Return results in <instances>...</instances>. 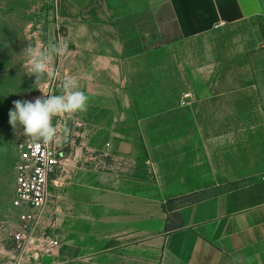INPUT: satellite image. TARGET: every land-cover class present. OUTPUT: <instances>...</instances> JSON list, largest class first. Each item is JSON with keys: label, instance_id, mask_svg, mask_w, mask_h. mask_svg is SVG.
Returning <instances> with one entry per match:
<instances>
[{"label": "crops", "instance_id": "crops-1", "mask_svg": "<svg viewBox=\"0 0 264 264\" xmlns=\"http://www.w3.org/2000/svg\"><path fill=\"white\" fill-rule=\"evenodd\" d=\"M143 2L139 11L149 15L150 29L138 40L159 45L145 49L142 43L141 50L129 51L118 21L126 16L137 27L135 9L117 17L110 0L62 1L78 58L66 67L81 74L78 87L89 99L86 111L59 119L64 126L76 122L83 141L51 175L50 193L63 202V211L54 209L52 216L64 218V234L49 264H264V163L241 157L239 166L233 164L232 133L217 139L210 125L215 113L172 102L138 117L129 93L139 58L160 56L168 65L170 57L182 55L174 45L194 44L214 32L228 34L231 42L242 39L237 29L264 17V0ZM263 40L256 32L252 47L243 41L240 48L252 87L264 101ZM184 62L173 66L181 84L187 77L198 85L200 66ZM140 162L150 177L143 176ZM202 163L210 176L242 181L178 207L181 227L166 231V202L189 195Z\"/></svg>", "mask_w": 264, "mask_h": 264}, {"label": "rangeland", "instance_id": "rangeland-1", "mask_svg": "<svg viewBox=\"0 0 264 264\" xmlns=\"http://www.w3.org/2000/svg\"><path fill=\"white\" fill-rule=\"evenodd\" d=\"M62 1L64 0H0V264H49L48 258L53 255L60 241L63 242L64 218L52 216L54 209L63 211V202L58 195L54 197L50 193V185L48 206L33 231V236L27 238L31 243L16 246L12 242L10 235L15 232L17 214V210L10 206L14 188L15 144L24 133L21 127L14 129L8 122V112L14 101H33L38 97H46L47 94L60 95L63 93L62 84L65 79L75 77L78 83L81 79L79 72L66 67L77 57L74 56L73 45L68 39L69 13L62 6ZM110 1L117 12L114 16L117 17L122 16L123 11L126 15L129 8L135 9L133 11L134 18L138 20L137 27H131L126 16L118 21L121 22V33L129 51L159 45L157 42L138 40V35L141 36L150 29L149 15L139 11L144 0ZM130 11L132 10L129 9ZM237 30V35L242 39L233 38V42L229 41L231 36H227L228 34L214 32L201 37L194 44L185 42L179 46L174 45L173 48L182 55L170 57L168 65L162 62L160 56L139 58L138 71L130 77L129 93L133 102L132 109L138 117L160 112L174 103L181 108H189L191 112L215 113L216 118L210 121L211 128L216 130L217 139L226 131L232 133V162L239 166L240 162L237 160L241 157L244 161L264 163V101L252 87L240 48L243 41L252 47L256 32H260L264 38V17L257 22L244 23ZM65 42L66 49L53 57L48 73L35 80L24 51L28 47L47 48L52 44L63 45ZM142 43L143 47L140 48ZM170 48L173 49L171 46ZM181 60L188 67L200 66L201 80L198 85L193 86L187 77L186 83L181 84V75L173 67ZM185 94L190 97L181 106L180 102ZM160 98H168V103L161 104L158 101ZM62 115L71 118L74 114L62 113L53 117L57 138L49 143L60 156L63 167L70 158L72 147L81 143L83 137L78 134L81 129L75 125L76 122L70 121L65 126L63 121L61 123L59 119ZM119 165L120 169L128 168L123 162ZM138 165L146 167L143 173L145 178L151 176L148 165L143 162ZM204 165L202 163L199 169V179L189 186V195L165 204L166 211L173 210L167 214L172 225L176 224L177 214L174 211L178 207L222 193L242 181L238 179L237 182L230 183L219 175L210 176L207 167H202ZM191 172L196 173L198 170ZM52 177L50 176L49 183L55 175ZM61 192L62 189L59 194ZM55 219H58L57 224ZM44 238L55 239L57 246L39 251V241ZM58 252L57 250V255Z\"/></svg>", "mask_w": 264, "mask_h": 264}, {"label": "built area", "instance_id": "built-area-1", "mask_svg": "<svg viewBox=\"0 0 264 264\" xmlns=\"http://www.w3.org/2000/svg\"><path fill=\"white\" fill-rule=\"evenodd\" d=\"M190 95L182 96L183 106ZM16 161L14 165V188L10 201L15 216L16 229L11 233L16 246L30 244L27 238L39 224L49 203V178L60 165L61 158L54 147L42 140H34L23 135L15 144ZM57 246L55 239L44 238L39 241L38 250L47 251ZM38 251V252H39Z\"/></svg>", "mask_w": 264, "mask_h": 264}, {"label": "clouds", "instance_id": "clouds-1", "mask_svg": "<svg viewBox=\"0 0 264 264\" xmlns=\"http://www.w3.org/2000/svg\"><path fill=\"white\" fill-rule=\"evenodd\" d=\"M67 47L52 44L47 48L28 47L24 54L27 57L31 74L35 80L48 73L53 57ZM63 93L60 95H46L33 101L17 100L13 102L8 112V122L15 129L21 127L23 133L34 140L53 142L57 138V128L52 123L53 117L62 114H72L87 110L88 96L79 90L75 77H68L62 84Z\"/></svg>", "mask_w": 264, "mask_h": 264}, {"label": "trees", "instance_id": "trees-1", "mask_svg": "<svg viewBox=\"0 0 264 264\" xmlns=\"http://www.w3.org/2000/svg\"><path fill=\"white\" fill-rule=\"evenodd\" d=\"M171 201H174V200H170V201H168V202H166V204L167 203H169V202H171ZM189 203H191V202H189ZM188 204V203H187ZM164 211L167 213H169V212H172L173 210H171V211H166L165 210V208H164ZM169 222V219L167 218V223ZM181 226L179 225V224H177V220H176V224H171L170 222L168 223V225L166 226V231H175V230H177V229H179Z\"/></svg>", "mask_w": 264, "mask_h": 264}]
</instances>
